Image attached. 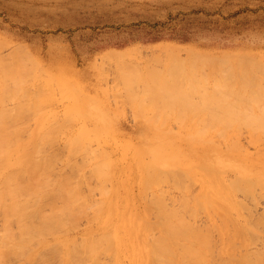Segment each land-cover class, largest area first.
<instances>
[{
  "label": "rangeland",
  "instance_id": "374dc122",
  "mask_svg": "<svg viewBox=\"0 0 264 264\" xmlns=\"http://www.w3.org/2000/svg\"><path fill=\"white\" fill-rule=\"evenodd\" d=\"M11 63L19 64L18 74L25 89L30 91L19 99L7 101L8 109L21 107L26 128L33 129L37 124L63 128L57 140L43 139L48 149L45 154L52 152L50 156H55L52 180L59 175L66 176L72 182L83 183L81 188L88 193V188L97 184V179L90 177L91 165L81 172L73 167L75 162L85 160L83 157L89 160L88 155L70 156L66 136L83 127L107 131L99 143L98 139L95 142V138H91L94 141L88 147L99 152L105 147L118 162L117 176H126L128 182L121 187L122 202L114 208L112 218L119 223L123 248L112 263L109 255V258L104 254L100 256V264L109 259L111 264H137L132 253L137 242L126 233L132 223L130 219L145 217L154 226L159 221L157 211L146 203L147 195L140 187L142 172L138 165L142 158H138L137 150L128 152L125 159L122 155L126 153L123 149L127 144L139 148L155 141L166 165H182L178 168L182 171L186 168L185 172L188 171L186 166H190L193 172L190 170L193 176L189 173L191 176L185 180L187 176H180L182 171L174 167L179 172L176 178L178 175L184 178V181L180 179L182 188L175 183L178 181L175 176V182L173 178L169 180L172 175L159 184L161 191V188L168 191L167 206H180L173 198L182 199L185 193L184 198L190 200L184 204L186 207L174 208L181 211V217L182 212L184 217L188 216L184 211L192 205L195 214L191 211V216L185 220L195 215L192 224L197 222L196 225L207 228L212 223L220 226L211 233L219 250L215 257L219 259L217 262L231 260L229 255L232 254L234 259L244 255L256 258L257 254L262 259L253 263L264 264V214H261L264 212L261 188L264 187L258 185L253 197L244 191H231L230 200L234 202L228 214L236 225L252 223L255 233L251 231L252 234L241 237L244 239L236 238L238 243L234 250L221 251L228 243L221 232L226 225L222 226L215 211L221 200L211 192L207 198L211 204L206 203V208L197 210V215L194 199L202 188L205 174L198 176L193 166L198 149L208 161L220 164L223 179L229 184L242 176L245 167L263 164L260 159L264 158V145L253 143L245 130L239 139H234L241 145L239 151H226V142L219 136L207 142L210 146L201 153L199 143H195L199 140L190 141L193 137L190 133L195 130L200 133L199 127L264 125V0H0V66ZM114 139L119 143L115 145L121 143L122 150L115 147ZM168 142L171 144H166ZM144 157L149 160L147 155ZM67 159H71V163ZM224 161L230 166L225 168ZM82 175L85 180L81 179ZM119 183L123 182L117 180L115 185ZM106 185L112 186L109 181ZM149 192L154 193L152 187ZM93 194L95 200L102 198L98 189ZM129 197L132 200L125 202ZM238 201L247 204L241 205ZM47 205L45 210L50 208ZM92 210L85 215L88 217H79L76 226L60 232L58 237L64 242L68 240V246L80 245L83 237L100 232L110 224L103 223V218H108L107 213L91 221ZM229 222L230 230L233 225ZM139 228L145 230L146 226ZM160 229L155 227L150 240L159 236ZM253 236L261 239L254 241ZM65 247L62 244L59 247L61 254L66 251ZM60 259L54 255L48 262L38 264H67Z\"/></svg>",
  "mask_w": 264,
  "mask_h": 264
},
{
  "label": "bare ground",
  "instance_id": "6f19581e",
  "mask_svg": "<svg viewBox=\"0 0 264 264\" xmlns=\"http://www.w3.org/2000/svg\"><path fill=\"white\" fill-rule=\"evenodd\" d=\"M18 70L19 64L17 63L0 66V264H38L42 261V263L48 262L54 255L60 256L67 264H100L99 258L103 254L112 257L111 261L110 259L107 260L112 263L113 259L117 260L118 253L120 249L123 248L124 244V238L120 235L118 230L119 223L115 222L112 218L114 208L122 202L120 196L121 187L125 186L128 180L125 178L126 176H117L118 162L115 158L111 157V154L109 155V151H106L105 147L102 146L104 149L103 151L105 152L102 150V152H99L100 150L95 151L88 147V144L91 141L95 140L96 142L98 139L97 142L99 143V139L104 136L105 129L92 128L94 130H90L91 128L88 129L83 127L82 129H77L78 131L76 133H71V135L69 134L67 136L65 135L67 139L64 138L66 139L65 141L68 145L70 156H76V154H81V156H83L85 153L88 155L89 160L86 159L87 156L85 155L86 157H83L85 160L75 162L73 165V167L75 166L74 170L78 172H81L85 166L91 165L90 177L92 176L91 178L97 179V184L94 187L88 188V193H85L82 190L81 185L83 183L72 182L71 179L66 176L59 175V177L56 176L55 180H52L54 179V176L51 179L52 171L55 170L53 166L55 167L54 164H56V162H54L55 156H50L53 154L52 152L51 154H45V152H47L45 150L48 149H45L47 146H45V141V144L43 143V139L45 138L44 140L48 139V141L52 142L57 140V137L59 136L58 134L61 133L63 128L37 124L38 126H35L33 129H31V126H29L31 128L27 127V129L26 126L28 125H25L26 123L23 119L24 113L21 107L13 108V110H10L11 108L8 109L9 107L6 106L7 101L10 99H19L24 92L29 93L30 91L29 89H25L23 79L18 74ZM36 101L37 96L34 95V102ZM199 128L198 130H200V133H198L197 130H195L194 133H190L191 135L193 134L190 141L193 138L199 140L195 143H199L200 153L210 146L211 143L207 142H211V140L215 141L217 136L224 138L223 141L224 143L226 142V151H239L241 145L237 143L238 140L234 139H239L243 130L248 132L250 140L253 143L259 146L264 145V125H215ZM24 132H27L28 134L24 135ZM64 132H66V130H64ZM189 132L190 131H188V135H190ZM91 138L95 139L91 140ZM115 140L116 139L112 141L114 142V145L117 143ZM155 142H148L145 144V147L139 148H132L127 144L125 149H123L124 151L126 150V153L122 154L125 159L127 158L128 152H135L137 150L138 158H142L143 161H138V167L141 169L140 172H142V185L140 187L142 192L147 195L145 200L147 201L146 203L151 205L152 208L157 211L159 216V221L155 226L152 223H149L145 217H140L139 219L135 217L130 219L132 223L130 224V227L126 229V233L137 242L132 252L137 264H228V262L230 264H254L259 262L262 258L257 254L256 258H253L255 256L250 254L253 257L249 255H240L241 257L236 259H234L235 256L232 254L229 255V257L231 256L230 258H232L229 260L226 259L227 256L225 255L227 252L224 254L226 260L222 259L217 262L219 259H216L215 257H217L219 250H217V245H215L211 233H214L213 230L217 227L220 228V226L215 225L217 223H212V225L209 223L211 225H207L209 228L201 227L202 225H196L198 224L197 222L194 223L196 220L193 221L194 224H192L190 222L195 218V215H192L194 218L191 220L190 218L185 220L186 217L191 216V214H189L191 211L192 214H195L193 213V209L195 210V208L192 207V205L191 208L190 204L188 207L191 209L187 208L188 210L184 211L186 212L185 214L188 212V216L184 217V213L182 212L183 215L181 217V211L179 209L175 210L174 208L181 207L180 209H183L186 207L184 204H188H186V202L189 199L186 200L184 198V190L181 189L183 191L181 192L184 194L182 199L181 197L173 198L174 203L175 201H179L177 204L181 203L179 204L180 206L173 208H170L169 205L167 206L166 201L168 198V191L163 188H161V191L158 186L164 180H168V175H172L170 176L171 179H169L171 181L177 173L179 174L177 170L180 169L179 171H182L181 168H178L182 165H166L164 162V156L158 154L157 151L160 146ZM175 143H178L177 140ZM166 144L170 145L171 142ZM120 145H115V147L119 149L122 147V145L121 147ZM102 147L100 146L99 149H102ZM194 150L196 151V148H194ZM97 152L99 154H97ZM198 152L197 149L196 160L195 162L192 161V163L194 162L193 166L195 170H197L199 174L198 176H200L201 173L203 175L205 174V179L203 180L201 190L196 194V199H194L197 206L195 212L199 215L197 210H200V208L202 209V207L206 208V203L208 204L207 206L211 204L209 199H207L211 195V192L213 195L217 196L218 200L221 201L217 204L218 210L215 211L219 214V217L222 220V226L230 224L229 221L232 222L231 225H233V227L235 226L233 232H231V229L234 228L232 227L229 230V225L228 227L225 226L224 229L222 228L223 231L221 230V232H223V237H225L224 240H226V242L228 241V243L227 245L224 244L225 246L221 251H224L225 249L226 251L227 249L234 250L235 245L238 243L235 242V239H244L241 237H245L247 234L251 233V231L254 232V230H252V223H248L245 226H242L244 223H241V226L236 225L237 223L228 214V209L231 208V203L234 202L230 200V193L231 191H244L252 196L255 188L257 189L259 186L264 187V158L260 159V161H263L262 165L245 167L242 171L244 173L241 177L227 184L223 179V168L219 167L220 164L208 161L205 158L206 156L204 157V155H201ZM132 154L134 155V153ZM146 155L148 156V161H146L144 157ZM251 160L256 161V158ZM70 161L71 159H67V162L71 163ZM223 164H225V168L230 166L226 161H224ZM234 166L238 168L237 165ZM174 167L178 169L175 171ZM186 167L188 168V174L184 171L186 168L183 169L184 173H182L183 171L180 172V176L182 174L187 176L185 177V175H183L185 180L193 173L190 166ZM129 171H131V169ZM84 176L85 175L81 176L82 180ZM178 177L179 175L177 178ZM85 178L86 177H84V180ZM177 178L175 180H177ZM181 178H178L177 182H175L173 178V181L180 186V184L183 183L180 181ZM182 179L184 181V178ZM117 180L122 181L123 183H119L117 186L115 185ZM201 180L202 178L200 181ZM108 181L112 186L106 185ZM175 183L174 186L176 187L177 184ZM150 187H152L154 191L152 195L149 192ZM96 189L100 190L102 197L100 200L93 199V193ZM189 190L190 189L188 188V193H191ZM261 190L264 189L261 188ZM189 195L191 196V194ZM129 198H126L125 202L132 200L131 197ZM186 198H189L187 197V194ZM241 201L238 202L240 203ZM244 203L241 202V205ZM47 204L50 206V212L47 211L49 209L45 210ZM234 204L232 206H234ZM236 207H238V205ZM90 209H93L91 212L93 216L88 214L89 217L91 216V221L100 218V214L107 213L108 218H103V223L110 224L105 228L102 227L103 229L100 232L87 235L85 238L83 237L80 245L68 246L66 243L68 240H65L64 242V240L58 237V234L67 231L75 224L77 225V219L79 217H84L89 213ZM261 214H264V212ZM249 215L252 214L250 213ZM255 216L257 215H254V217ZM259 217L260 216H258V218ZM248 220L245 219L246 222H250ZM144 225L146 226L145 230L139 228V226ZM256 225L254 223V226ZM155 227L161 228V232L159 230V236L153 235L154 239L150 240L149 236H151L150 234L155 230ZM140 230L142 232H140ZM49 237L56 241H51ZM252 238H254V236ZM255 239L256 238H254V241ZM257 239H259V237H257ZM61 244L66 245V251L63 254L60 253L59 247ZM251 244L253 243L251 242ZM109 256L107 258H109ZM107 261L105 260L102 263L107 264ZM110 262L108 264H111Z\"/></svg>",
  "mask_w": 264,
  "mask_h": 264
}]
</instances>
